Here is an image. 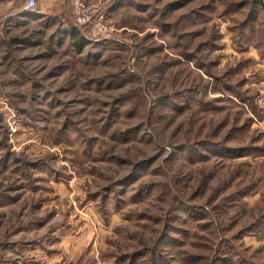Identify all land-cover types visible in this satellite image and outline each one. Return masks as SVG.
Masks as SVG:
<instances>
[{
    "label": "rangeland",
    "instance_id": "374dc122",
    "mask_svg": "<svg viewBox=\"0 0 264 264\" xmlns=\"http://www.w3.org/2000/svg\"><path fill=\"white\" fill-rule=\"evenodd\" d=\"M106 1L0 0V264H264V0Z\"/></svg>",
    "mask_w": 264,
    "mask_h": 264
},
{
    "label": "built area",
    "instance_id": "2783aa9c",
    "mask_svg": "<svg viewBox=\"0 0 264 264\" xmlns=\"http://www.w3.org/2000/svg\"><path fill=\"white\" fill-rule=\"evenodd\" d=\"M74 23L79 28L93 27L97 35L110 40L114 36V29L110 26L108 18V5L106 0H69ZM37 0H26L24 10H36Z\"/></svg>",
    "mask_w": 264,
    "mask_h": 264
},
{
    "label": "trees",
    "instance_id": "16d2710c",
    "mask_svg": "<svg viewBox=\"0 0 264 264\" xmlns=\"http://www.w3.org/2000/svg\"><path fill=\"white\" fill-rule=\"evenodd\" d=\"M56 10H53L52 12H55ZM34 12L35 11H33V12H27V13H29V14L32 13L33 14ZM70 12H71V9H70ZM31 15H23V16L24 17H27V16H31ZM71 16H72V12H71ZM72 19H73V16H72ZM73 24L74 25L71 26V29L68 30V34L71 37V39L73 40V46H75V48H78L77 51H79V53H82V51H84L85 47L87 45H89L91 41L87 38V34L84 33V31H82V29H85V28H79V27H77L75 25L74 21H73Z\"/></svg>",
    "mask_w": 264,
    "mask_h": 264
},
{
    "label": "crops",
    "instance_id": "0c3cea01",
    "mask_svg": "<svg viewBox=\"0 0 264 264\" xmlns=\"http://www.w3.org/2000/svg\"><path fill=\"white\" fill-rule=\"evenodd\" d=\"M88 1L93 2L95 0ZM63 2L64 0H39V12L42 14H48L49 12L58 9L60 5L63 6Z\"/></svg>",
    "mask_w": 264,
    "mask_h": 264
}]
</instances>
